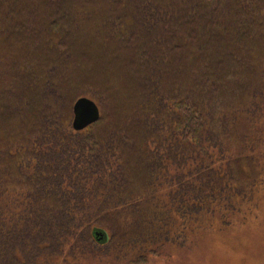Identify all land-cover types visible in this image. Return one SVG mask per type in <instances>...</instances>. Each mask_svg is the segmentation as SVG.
<instances>
[{
    "label": "trees",
    "instance_id": "obj_1",
    "mask_svg": "<svg viewBox=\"0 0 264 264\" xmlns=\"http://www.w3.org/2000/svg\"><path fill=\"white\" fill-rule=\"evenodd\" d=\"M263 190L264 0H0V264H144Z\"/></svg>",
    "mask_w": 264,
    "mask_h": 264
},
{
    "label": "rangeland",
    "instance_id": "obj_2",
    "mask_svg": "<svg viewBox=\"0 0 264 264\" xmlns=\"http://www.w3.org/2000/svg\"><path fill=\"white\" fill-rule=\"evenodd\" d=\"M256 199L257 208L244 224L205 231L184 246L167 245L144 264H264V190ZM130 261L96 256L74 264H137Z\"/></svg>",
    "mask_w": 264,
    "mask_h": 264
},
{
    "label": "water",
    "instance_id": "obj_3",
    "mask_svg": "<svg viewBox=\"0 0 264 264\" xmlns=\"http://www.w3.org/2000/svg\"><path fill=\"white\" fill-rule=\"evenodd\" d=\"M73 128L81 131L96 123L100 119V110L97 104L87 98L80 99L74 106Z\"/></svg>",
    "mask_w": 264,
    "mask_h": 264
}]
</instances>
